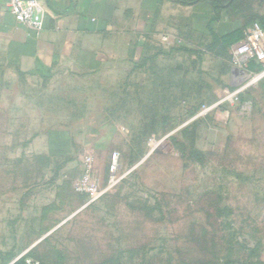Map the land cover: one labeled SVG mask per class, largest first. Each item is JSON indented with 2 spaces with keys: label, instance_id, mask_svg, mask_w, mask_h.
I'll list each match as a JSON object with an SVG mask.
<instances>
[{
  "label": "rangeland",
  "instance_id": "1",
  "mask_svg": "<svg viewBox=\"0 0 264 264\" xmlns=\"http://www.w3.org/2000/svg\"><path fill=\"white\" fill-rule=\"evenodd\" d=\"M243 1L252 11L229 2L214 31H246L252 12L264 14V0ZM183 9L155 38L137 26L127 69L1 87L0 264H194L185 245L201 222L224 235L221 264H264L261 65L235 64L231 47L216 56L203 21L189 25ZM198 147L204 158H189ZM89 164L105 190L93 202L75 188Z\"/></svg>",
  "mask_w": 264,
  "mask_h": 264
},
{
  "label": "crops",
  "instance_id": "2",
  "mask_svg": "<svg viewBox=\"0 0 264 264\" xmlns=\"http://www.w3.org/2000/svg\"><path fill=\"white\" fill-rule=\"evenodd\" d=\"M41 1L48 14L44 29L36 31L16 19L8 8V0H0V90L22 75L52 77L58 72L111 75L135 63L134 38L139 35L135 31L138 25L142 28L140 36L155 38L162 25L172 22L175 26L182 21L184 7L189 10V25L196 26L195 20L199 18L206 27L213 12L208 0L191 5L173 0ZM215 25L214 22L213 28ZM216 32L227 33L217 29ZM170 34L177 38L176 33ZM140 43L137 42V48ZM151 48L146 46L149 55V51L153 53ZM148 66L152 67L151 61ZM106 86L102 85L97 93L99 100H108L103 98L108 92L103 90ZM102 116L99 113L93 117Z\"/></svg>",
  "mask_w": 264,
  "mask_h": 264
},
{
  "label": "trees",
  "instance_id": "3",
  "mask_svg": "<svg viewBox=\"0 0 264 264\" xmlns=\"http://www.w3.org/2000/svg\"><path fill=\"white\" fill-rule=\"evenodd\" d=\"M177 2H181L186 5H191L199 2L200 0H173ZM210 2V1H209ZM228 2V3H227ZM229 2L248 6V9L252 11L251 5L246 4L243 0H212L211 4L213 7L212 15L206 25L208 32L212 35L214 39V45H212V50L216 56L222 57L223 55H228V49L233 46L234 44L242 41V39L245 37V27H239L233 31H229L225 34H219L213 29V23L218 21L221 17L222 8L229 4ZM238 2V3H237ZM244 2V3H243ZM242 6V7H243ZM246 9V7H243ZM246 12V11H245ZM251 16L258 21L254 23H258L261 25V27L264 29V14L259 15L258 12H252ZM252 23L251 25H253ZM146 56L144 57L143 65L147 64L149 61H154L156 55H149L146 51ZM255 60L249 61V69L253 70L256 66ZM261 66V69H263L264 65L261 62H258ZM155 64V63H154ZM154 64H152V67L154 68ZM151 67V68H152ZM152 68V69H153ZM191 129V124L182 128L181 131L177 134H175L172 139L174 145L177 146L179 142H181V138H183V135H187L188 133H191L189 131ZM193 152V153H192ZM182 156L187 157V151L186 149H181ZM192 153L196 155L197 158H204V150L200 147L194 148L193 151L188 153V157ZM190 158V157H189ZM202 158V159H203ZM196 222V221H195ZM193 222V223H195ZM192 223V224H193ZM203 222L196 223L197 225L195 227H200L198 230L194 227L191 230V234L193 235V243L192 244H186L185 249L187 250V254L195 253L194 255H197L198 257L195 260H198V263L195 262L194 258H192V262L194 264H221L222 262V254L226 251V245H225V239L223 233L221 231H217L216 228H208L206 224H202ZM221 224V223H220ZM201 229V230H200ZM190 256V255H189ZM191 258V256H190ZM14 264H30L27 262L26 259L21 258L18 261H16Z\"/></svg>",
  "mask_w": 264,
  "mask_h": 264
},
{
  "label": "built area",
  "instance_id": "4",
  "mask_svg": "<svg viewBox=\"0 0 264 264\" xmlns=\"http://www.w3.org/2000/svg\"><path fill=\"white\" fill-rule=\"evenodd\" d=\"M7 5L18 21L36 31L44 29L48 10L41 0H8ZM231 54L235 64L239 66L251 60L261 62L264 65V29L261 25L254 23L248 27L244 39L232 46ZM262 78H264V67L254 74L253 81ZM117 160L118 154L114 153L113 169L118 166ZM88 162L91 163V157L88 158ZM75 188L78 192L87 193L90 196V202L96 201L105 192V190H98L97 180L93 178V168L90 164L76 182Z\"/></svg>",
  "mask_w": 264,
  "mask_h": 264
}]
</instances>
